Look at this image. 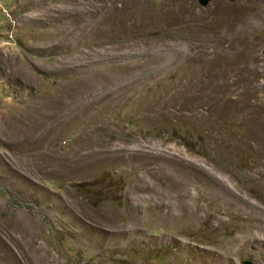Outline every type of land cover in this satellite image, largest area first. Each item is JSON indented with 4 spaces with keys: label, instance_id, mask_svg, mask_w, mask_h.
<instances>
[{
    "label": "rangeland",
    "instance_id": "obj_1",
    "mask_svg": "<svg viewBox=\"0 0 264 264\" xmlns=\"http://www.w3.org/2000/svg\"><path fill=\"white\" fill-rule=\"evenodd\" d=\"M80 2L0 0V264H264V0Z\"/></svg>",
    "mask_w": 264,
    "mask_h": 264
},
{
    "label": "bare ground",
    "instance_id": "obj_2",
    "mask_svg": "<svg viewBox=\"0 0 264 264\" xmlns=\"http://www.w3.org/2000/svg\"><path fill=\"white\" fill-rule=\"evenodd\" d=\"M79 1H84L85 3H86V0H79ZM82 2H80V3H82ZM257 11V10H256ZM264 11V10H263ZM259 12V11H258ZM255 13V12H254ZM263 13V12H262ZM253 15V14H252ZM256 16H254V18L252 19V20H244L243 22H242V24L241 25H236L235 23H233V22H231V23H233L231 26H229V31L230 30H232L233 31V36H234V39H237V40H239L241 37H242V33H245V32H248V30L250 31L251 29H254L255 27H256V22L258 21V20H260V17H261V14L260 13H257V14H255ZM263 15V14H262ZM248 17V16H247ZM245 18V17H244ZM244 18H242V19H244ZM240 19V18H239ZM250 19V18H249ZM234 22H237V21H234ZM228 24V25H229ZM241 26H243V28L245 29V32L244 31H242V29H239V28H241ZM228 27V26H227ZM234 29V30H233ZM231 32V31H230ZM247 34V33H246ZM244 35V34H243ZM222 36V35H221ZM243 38V37H242ZM229 41V40H228ZM230 42V41H229ZM232 42V41H231ZM260 237V236H259ZM259 241H261V243H263L264 244V241H262V240H259Z\"/></svg>",
    "mask_w": 264,
    "mask_h": 264
},
{
    "label": "water",
    "instance_id": "obj_3",
    "mask_svg": "<svg viewBox=\"0 0 264 264\" xmlns=\"http://www.w3.org/2000/svg\"><path fill=\"white\" fill-rule=\"evenodd\" d=\"M209 0H198V2L201 4V5H206L208 3ZM263 53H264V49H263ZM243 264H251L250 262L248 261H245L243 262Z\"/></svg>",
    "mask_w": 264,
    "mask_h": 264
}]
</instances>
